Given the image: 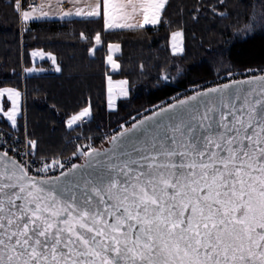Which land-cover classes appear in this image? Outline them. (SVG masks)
Segmentation results:
<instances>
[{"label": "snow or ice", "instance_id": "6c2138e0", "mask_svg": "<svg viewBox=\"0 0 264 264\" xmlns=\"http://www.w3.org/2000/svg\"><path fill=\"white\" fill-rule=\"evenodd\" d=\"M80 3L30 0L25 9L22 0H9L6 6L21 36L30 21L52 15L102 21L89 56L103 43V33L165 23L177 26L171 33L175 55L183 51L189 20L195 25L202 17L229 15V0ZM79 39L89 42L84 32ZM120 50V43L107 45L105 63L113 71L121 67L113 59ZM47 57L62 72L56 57ZM228 76L215 86L193 84L182 99L154 106L151 115L132 117L130 125L120 123L103 150L77 145L72 156L83 163L70 166L62 153H43L27 124L20 139L23 94L0 87V98L10 102L0 107L10 125L0 130V264H264V68L246 69L244 79L231 71ZM106 79L112 111L117 95H129V81ZM91 118L89 99L64 127L82 130Z\"/></svg>", "mask_w": 264, "mask_h": 264}, {"label": "trees", "instance_id": "16d2710c", "mask_svg": "<svg viewBox=\"0 0 264 264\" xmlns=\"http://www.w3.org/2000/svg\"><path fill=\"white\" fill-rule=\"evenodd\" d=\"M8 2L0 0V87H16L22 92L27 131L40 139V150L48 155L62 153L64 157L72 153L78 137L100 135L151 107L168 103L193 84L224 79L229 71L242 75L248 68H264V0H229L226 18L209 15L195 25L189 20L177 60L169 48L176 24L103 33V43L89 56L87 49L93 45L95 33L102 31V21L85 24L78 19H43L29 23L21 36ZM168 18L175 19L173 9L168 10ZM253 23L255 27L245 31ZM81 32L89 42L79 39ZM108 43L121 45L114 55L121 66L117 71L105 63ZM33 51L54 55L62 72H53L47 61L34 62ZM176 61L180 72L175 81L162 79ZM25 68L36 71L28 74ZM106 76L129 81V95L120 98L112 111L107 107ZM89 99L91 120L82 130H66L64 121ZM0 127H10L1 116Z\"/></svg>", "mask_w": 264, "mask_h": 264}, {"label": "built area", "instance_id": "2783aa9c", "mask_svg": "<svg viewBox=\"0 0 264 264\" xmlns=\"http://www.w3.org/2000/svg\"><path fill=\"white\" fill-rule=\"evenodd\" d=\"M35 2L39 3L40 0H35ZM30 3V0H22V5L25 9L28 8V4ZM235 76V75H234ZM236 79H241V78H245V76L242 74V76H235ZM230 79V77H228L227 79H218V80H215V81H212V82H209V83H206V84H203L201 86H215L217 83H226L228 82ZM21 80H23V77H21ZM192 88V87H191ZM187 89L185 91H183L182 93H180L179 95L175 96L173 99H171L168 103L166 104H169L171 102H174L176 101L177 99H181L183 98V96L185 95V93H188L190 94V89ZM157 106H163V105H157ZM156 110L155 107H151L143 112H141L139 115L135 116L136 119H140L148 114H150L152 111ZM19 122V134H20V139L23 140V136H24V131H25V112L23 111L22 112V116H21V119L18 120ZM132 118H130L129 120L123 122V123H126L127 125H130L132 123ZM87 124V122L85 123ZM84 124V125H85ZM0 130H5L3 128L0 127ZM120 131L119 129V125L114 127V128H111L110 130L106 131V132H103L101 133L100 135H96V136H91V140L89 139H86L87 137H78V139L76 140V144L75 146L73 147V150H72V153L73 151L75 150V148L77 147V145H80V146H84L85 144H88V143H91L93 145V147H95L96 149H101L103 147H105L107 145L106 143V137L109 136V135H112L114 134L115 132H118ZM90 137V136H89ZM72 153L64 156V157H61L62 161L66 164V166H70L71 163H78L81 159H77L75 157L72 156Z\"/></svg>", "mask_w": 264, "mask_h": 264}, {"label": "rangeland", "instance_id": "374dc122", "mask_svg": "<svg viewBox=\"0 0 264 264\" xmlns=\"http://www.w3.org/2000/svg\"><path fill=\"white\" fill-rule=\"evenodd\" d=\"M169 48H170V51H171V54H172V56H173V58H174V60H177L178 58H179V56L182 54V52H177L175 55H173V53H172V47H171V38H170V42H169ZM45 53V52H44ZM117 53V51L116 52H114V54H113V59H114V55ZM46 55L44 56V58L43 59H41L40 57H33L32 56V58H33V61L34 62H38V61H47L48 62V64H49V67H50V69L53 71V72H56L55 71V67L53 66V64H52V61L51 60H49L48 59V57H47V54L48 53H45ZM115 60V59H114ZM107 65V64H106ZM108 67H109V69L111 70V71H113L112 69H111V67H110V65H107ZM178 66H179V63L176 61V62H174L173 63V65L165 72V76H167V77H169L172 81H175V77L179 74V72H180V70L178 71ZM233 75H235V76H242V75H236V74H233ZM244 75V74H243ZM229 76H226L225 78L227 79ZM224 78V79H225ZM117 81H120V80H113V82H117ZM107 88H108V84L106 85V91H107ZM106 94H107V96H108V92H106ZM120 98H125V97H122V96H119V95H117L116 96V98H115V106H116V103H117V101L120 99ZM21 105H22V101H21ZM0 107H10V102H8L7 101V98L6 97H4V98H0ZM0 116L3 118V116H2V113H0ZM21 116V115H20ZM19 118V117H18ZM4 119V118H3ZM4 121H6L7 122V124L9 125V122L6 120V119H4ZM10 126V125H9ZM78 137V136H77Z\"/></svg>", "mask_w": 264, "mask_h": 264}, {"label": "crops", "instance_id": "0c3cea01", "mask_svg": "<svg viewBox=\"0 0 264 264\" xmlns=\"http://www.w3.org/2000/svg\"><path fill=\"white\" fill-rule=\"evenodd\" d=\"M95 2H96V0H81L80 6L85 7V6L94 5ZM66 7H71V6L70 5H66ZM44 19H59V20H61L59 18V16H57V15H52V16H50L48 18H44ZM73 19H78V18L74 17ZM40 20H43V19L33 20V21H30L29 23L34 22V21H40ZM65 20H67V19H65ZM144 27H153V25L148 24V25H145ZM116 30H122V29H116ZM116 30H112V31H116Z\"/></svg>", "mask_w": 264, "mask_h": 264}, {"label": "water", "instance_id": "95a60500", "mask_svg": "<svg viewBox=\"0 0 264 264\" xmlns=\"http://www.w3.org/2000/svg\"><path fill=\"white\" fill-rule=\"evenodd\" d=\"M182 99V98H181ZM175 102V101H174ZM174 102H171V103H174ZM170 104V103H169ZM168 105V104H167ZM167 105H165V106H167ZM165 106H163V107H165ZM148 115H151V113L150 114H148ZM148 115H146V116H148ZM143 118V117H142ZM142 118H140V119H142ZM108 147V145H106L105 147H103V148H101V149H98V150H103L104 148H107ZM83 163V160L81 161V162H79V163H76V164H82Z\"/></svg>", "mask_w": 264, "mask_h": 264}]
</instances>
